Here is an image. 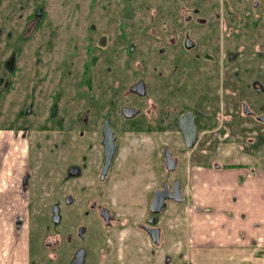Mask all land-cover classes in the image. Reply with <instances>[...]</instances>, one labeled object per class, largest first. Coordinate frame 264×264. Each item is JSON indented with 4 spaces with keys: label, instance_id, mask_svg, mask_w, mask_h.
<instances>
[{
    "label": "flooded vegetation",
    "instance_id": "obj_1",
    "mask_svg": "<svg viewBox=\"0 0 264 264\" xmlns=\"http://www.w3.org/2000/svg\"><path fill=\"white\" fill-rule=\"evenodd\" d=\"M36 2L20 30L3 39L0 28V115L7 104L12 119L0 128L12 138L11 149L0 141V192L27 199L36 179L42 204L30 198L25 211H50L31 230L29 241L41 242L28 264L43 252L45 264H174L158 258L166 239L151 205L176 182L185 201L180 167L186 161L192 179L203 170L186 153L200 151L206 169L205 158L218 170L220 145L231 144L228 169L264 171V0H61L59 14ZM134 137L142 174L129 164L120 174L118 157ZM123 181L143 184L150 198L134 220L116 203L125 184L112 189ZM186 235L174 229L175 241ZM177 256L185 264L182 249Z\"/></svg>",
    "mask_w": 264,
    "mask_h": 264
},
{
    "label": "rangeland",
    "instance_id": "obj_2",
    "mask_svg": "<svg viewBox=\"0 0 264 264\" xmlns=\"http://www.w3.org/2000/svg\"><path fill=\"white\" fill-rule=\"evenodd\" d=\"M38 0H0V28L3 27L4 30V37L6 35V32L9 31L12 27L14 29L20 30V25L24 22L25 17L31 13L32 8L35 7L36 3L38 4L39 2H36ZM40 1V0H39ZM61 0H47V10L51 14H59L62 12V6L59 7V3ZM89 0H83V3H88ZM35 3V4H34ZM14 16L18 17L17 19L20 21L19 23H15ZM12 23V24H11ZM17 26V27H16ZM4 42V41H3ZM4 43H2L3 45ZM2 56V52L0 51V57ZM9 74V73H8ZM0 77L5 78V69L1 68L0 66ZM4 99V98H3ZM2 108V101H0V109ZM4 108V107H3ZM9 108L8 105L6 104V107L4 108L3 113L0 115V128H5V127H10L11 125V116L8 112ZM4 135V138L6 139V145L9 149L12 148L11 142L12 138L11 135H9L8 131L2 132L0 131V141L2 136ZM243 137H251V134L243 133ZM132 139L128 145H124L122 147V152L121 155L118 157V163L116 170L120 173L123 174L124 171L126 170L128 172V167L129 165H133V167L136 168V174L137 176H140L142 174L141 165L142 163L139 162V159L141 158L140 153H141V147H140V142L138 137L130 138ZM125 140V138H124ZM161 140L158 137V143ZM164 142H167V140H163ZM139 145V146H138ZM204 143H202L199 148H203ZM221 150L218 151L220 153L219 159L221 162H229L230 157H234L235 154L232 155V151L234 150L233 145L228 144V145H220ZM218 146V147H220ZM1 143H0V152H1ZM218 147L214 149L215 151L218 150ZM129 148L134 149L136 152V155L134 157H130L128 155ZM142 154V153H141ZM186 158L192 159L194 162H197L198 169L199 167H202L204 169V172H206L205 176L207 179L205 181H201L202 184L206 183L204 186V190L206 193H209L210 190L212 191H221L223 187V181L220 179L222 178V174L216 170L215 167H212L211 165V160L212 159H207L205 158V162H207V166L210 168L209 173L206 171V166L204 165V155L200 151H195V152H190L186 153ZM184 156V157H185ZM130 157V158H129ZM242 156L237 155L236 158L240 159ZM11 157H9L10 159ZM245 158V157H244ZM232 159V158H231ZM141 160V159H140ZM191 161V164L194 165ZM247 161V160H245ZM186 161H184V164L180 167L179 174H177L178 177L182 179V183L184 186V196H185V201L182 203H176V202H169L166 209L162 211L159 215V221L158 225L163 228L164 230V238L166 241H164L163 246L161 248H158V254H159V259L162 258L165 254L170 255L173 257V263L174 264H182V260L177 256V250L179 251L182 247L181 245L179 246L178 244H175V239L176 237H173L174 229L182 227L185 232L186 231V223L184 219L187 217V205L191 204L192 198H190L189 192L192 193V197L194 196V192H200V188H198L196 191L195 189L197 188L193 182L190 180V175H187L186 172ZM11 164V162H9ZM8 163V164H9ZM129 164V165H128ZM128 165V167H127ZM8 166V165H7ZM127 167V169H126ZM212 167V168H211ZM158 168H160L158 166ZM248 170H251L250 167H248ZM256 168V167H255ZM202 174H199L200 176ZM174 176V177H177ZM165 177L158 178V187L161 186L163 181L165 180ZM192 179V178H191ZM241 179V178H240ZM133 180V179H132ZM171 180V179H168ZM220 180V181H219ZM125 184L123 182H118L114 183L113 190L118 188V185L120 184ZM35 184L37 185V180L32 181V186H31V195L27 199H21L19 194L13 191L8 190L3 193L0 192V264H28L31 256L33 254L34 260L37 259L36 255L38 256L37 252L38 251H33L34 249V241H29V238L31 237V230L33 231L34 228L37 224L36 222H42L44 219L47 217V215L50 213L49 209L45 210L44 213L39 214L38 209L37 211H34L36 208L30 210V213L25 211L26 205L30 202V198L36 200V204L41 203L42 204V198H37L34 196V187ZM202 186V185H200ZM229 190V195L232 192V190H236L235 184H225ZM232 186V187H231ZM4 187V186H3ZM143 190V184L138 185V181L134 182H128L122 187L118 188V195L116 196V203H120L121 207L120 213L125 216L129 215L132 220L135 219V216L137 214V217H141L143 214V210H140L138 212V207L139 206H144L146 207L148 202H149V196L146 195V189ZM228 195V194H227ZM236 194L234 193V196ZM229 199V197H227ZM112 200V199H111ZM45 201V200H44ZM113 201V200H112ZM49 201H45V204L48 203ZM40 204V205H41ZM124 206L129 207L131 210L127 211L128 208H124ZM211 209L213 208L210 207ZM22 217L24 219L25 224L23 228H18L17 227V219ZM39 226V225H38ZM33 228V229H32ZM39 231L38 229H36ZM39 238V236L37 235ZM37 246H40L41 241H36ZM166 242V244H165ZM183 242V247H186V242ZM208 242V241H206ZM35 245V248L38 250V247ZM203 251V250H202ZM185 252V250H184ZM44 259H42V262H37V264H45V258L47 256V253L43 252ZM158 264H163L162 261H158ZM200 264V263H198Z\"/></svg>",
    "mask_w": 264,
    "mask_h": 264
},
{
    "label": "crops",
    "instance_id": "obj_3",
    "mask_svg": "<svg viewBox=\"0 0 264 264\" xmlns=\"http://www.w3.org/2000/svg\"><path fill=\"white\" fill-rule=\"evenodd\" d=\"M228 164L223 162L218 169L225 187L221 191L205 192L204 169L190 179L195 191H201L193 197L188 193L193 200L184 220L189 240L185 241V264H264V171L255 175L247 166L230 170ZM232 183L235 196L225 186ZM178 243L184 251L183 242Z\"/></svg>",
    "mask_w": 264,
    "mask_h": 264
},
{
    "label": "water",
    "instance_id": "obj_4",
    "mask_svg": "<svg viewBox=\"0 0 264 264\" xmlns=\"http://www.w3.org/2000/svg\"><path fill=\"white\" fill-rule=\"evenodd\" d=\"M185 136L187 138V136H189L187 133H185ZM187 141V147L188 148H193L195 145V141H196V133L193 134V137L191 138V142L188 141V139H186ZM113 143V142H112ZM166 157H167V168L172 171L175 170L176 168V162L172 160L171 155L168 153V151H166ZM168 187L167 185L164 186V189L162 190H158L153 203L151 205V211L154 214H160L167 206V202L168 200H173L175 202H183V196L180 192V184L179 182H176L175 186H174V193L171 195H168Z\"/></svg>",
    "mask_w": 264,
    "mask_h": 264
}]
</instances>
